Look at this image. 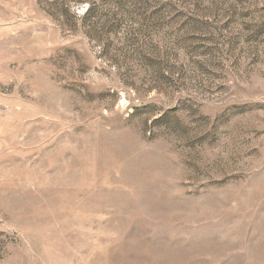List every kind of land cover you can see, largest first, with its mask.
Listing matches in <instances>:
<instances>
[{"label": "rangeland", "instance_id": "rangeland-1", "mask_svg": "<svg viewBox=\"0 0 264 264\" xmlns=\"http://www.w3.org/2000/svg\"><path fill=\"white\" fill-rule=\"evenodd\" d=\"M0 264H264V0H0Z\"/></svg>", "mask_w": 264, "mask_h": 264}]
</instances>
